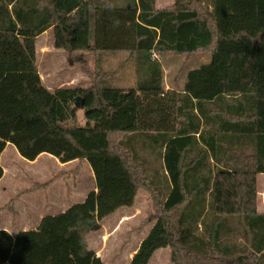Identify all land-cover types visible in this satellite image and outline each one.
<instances>
[{
  "label": "trees",
  "instance_id": "obj_1",
  "mask_svg": "<svg viewBox=\"0 0 264 264\" xmlns=\"http://www.w3.org/2000/svg\"><path fill=\"white\" fill-rule=\"evenodd\" d=\"M47 31L55 49L83 56L90 86H43L37 39ZM262 46L264 0H175L163 10L158 0H0V180L13 145L29 161L88 162L97 190L36 229L0 228V264H105L88 246L91 232L143 190L154 199L153 227L130 264H149L162 248L173 264H264ZM154 53L211 55L177 94L174 132H150L169 109L143 106L166 94ZM106 56L124 65L108 71Z\"/></svg>",
  "mask_w": 264,
  "mask_h": 264
},
{
  "label": "rangeland",
  "instance_id": "obj_2",
  "mask_svg": "<svg viewBox=\"0 0 264 264\" xmlns=\"http://www.w3.org/2000/svg\"><path fill=\"white\" fill-rule=\"evenodd\" d=\"M174 1L158 0V7L160 9L168 8L174 4ZM251 14L252 11L249 15ZM253 21L256 20L253 19ZM260 25V22L257 25H251L250 31L253 35L261 28ZM261 48L264 49V46ZM37 53V67L42 84L50 92L53 93L62 87L90 86L83 65V56H72L66 51L55 49L52 33L48 32L37 40ZM155 55L156 59L162 61L165 69V92L167 94L164 95V99L168 97V93L173 88L182 91L188 73L211 60V55L207 53H199L192 57L166 54L160 58L158 53ZM123 59L125 57L106 56L103 66L106 70L111 71L124 65ZM95 62V59L87 62L91 71L96 68ZM260 63L261 83L264 85V52L261 54ZM124 76L129 82H132V72L124 74ZM168 85H170V90L166 91ZM147 106L149 107V104ZM145 115L150 119L155 117L151 112L143 113V117ZM79 116L81 122L85 124L84 111L81 110ZM162 118L166 119V116L162 114ZM3 153L2 162L7 169V175L0 184V206H2L0 207L2 208L0 221L2 227H6L13 235L20 230L37 228L36 226L41 220L40 217L43 215L60 214L68 210L73 204L81 202V197L93 187L92 168L86 162L87 164L82 165L80 169V179L84 183L83 190L72 189L75 183L73 175H65L64 179L60 180L57 178V181L47 190H32L36 184L48 183L61 172L70 171L72 167L59 168L54 161L47 160V158L41 159L36 165H33L29 160L24 162L13 145H8ZM262 184H264L263 177L260 178V185ZM153 200L149 191H141L134 208L119 211L91 232L88 238L89 248L98 250V256L100 251V257L103 258L105 264H130V253L138 248L140 239L146 238L153 227V221H151L154 216ZM5 201H7V205H3ZM260 209L264 210L263 198H261ZM123 215L127 216L126 219H123ZM149 264H173L172 250L170 248L159 249Z\"/></svg>",
  "mask_w": 264,
  "mask_h": 264
},
{
  "label": "crops",
  "instance_id": "obj_3",
  "mask_svg": "<svg viewBox=\"0 0 264 264\" xmlns=\"http://www.w3.org/2000/svg\"><path fill=\"white\" fill-rule=\"evenodd\" d=\"M159 8V7H158ZM160 9V8H159ZM165 9H167V8H165ZM163 10V9H162ZM48 32H50L51 33V31H47V32H45L43 35H41V36H39L38 37V39L37 40H39L41 37H43V36H45ZM125 75H127V73L125 74ZM41 76V75H40ZM126 77V76H125ZM184 86H185V83H184ZM170 90V85H168V88L166 89V91H169ZM179 90H177L176 88H173V90L170 92V93H168V97L166 98V99H164L163 97H164V95L163 96H161V97H158V98H154V97H149V99H147L148 97H144L143 98V102H144V104H143V106H147V104H149V110L151 111V112H153V111H155V110H160L162 107H163V110H165V109H169V110H165V113H161V114H164L165 116H166V121H164V120H162L163 121V124H160L159 126H156V124L155 123H153L152 121H150L149 122V124L152 126L151 127V130H150V132H158V131H166V132H174L175 131V129H176V127H175V109H174V105H175V102H176V97H177V94L178 93H180V91L178 92ZM166 94H167V92H165ZM155 109V110H154ZM144 110L145 111H147V109H145L144 108ZM163 112V111H162ZM204 113H205V115L207 116V117H209V114H208V111H204ZM161 114H159L158 116H160ZM198 115H199V117L200 118H202V123L205 121L204 119V116L202 115V114H199L198 113ZM203 126V125H202ZM159 129V130H158ZM211 132H213V129H212V131ZM211 134H213V133H211ZM200 136H201V134L200 133H197L196 134V137H197V139H198V144H200L202 147H204L205 149H203V150H205L204 152H207V153H212L213 152V150H211L210 149V147H209V145L208 144H206V143H204L202 140H201V138H200ZM208 136V135H207ZM198 144L197 145H195V148L194 147H192V148H194V149H198ZM213 146H216L215 145V143H214V139H213ZM6 150V149H5ZM3 157H4V153H3V155L1 156V165H2V167H3V169H4V171H5V173H4V176H3V178L0 180V184L5 180V177H6V175H7V169L4 167V165H3ZM20 158H21V160L22 161H24V162H26L27 160H25V159H23L21 156H20ZM43 158H47V160H52V161H54L56 164H57V166L59 167V168H62V169H66V168H68V167H72V169L70 170V171H68V172H61L60 174H58V179L60 180V179H64V176L65 175H73L74 177H75V183H74V187L72 188L73 190H76L75 188H78V189H80V190H83V187H84V183L82 182V180L80 179V169H81V167H82V165H85V164H87L86 162H81L80 160H76V161H73V162H69V163H62V162H60V160L58 159V158H56V157H54V156H51V155H48V154H42V155H40L35 161H30L33 165H36V164H38L39 162H40V160L41 159H43ZM214 165V164H213ZM91 166V165H90ZM67 173H70V174H67ZM92 175H93V180H94V184H93V187H92V189L89 191V192H87V194H85L83 197H81V200L82 201H84L86 198H87V196H88V194L91 192V191H97L96 189H95V187H96V184H95V174H94V172H93V170H92ZM261 177H263L264 178V175H261V176H259V192H260V198H263V204H264V184H262V185H260V178ZM57 178H54L55 180H54V182L55 181H57ZM53 180V179H52ZM51 180V181H52ZM92 180V181H93ZM51 181H49V182H51ZM48 182V183H49ZM54 182H52V184L51 185H49L47 188H45V189H42L41 191H44V190H47V189H49L52 185H53V183ZM38 184H45V183H38ZM261 186H263V189H261ZM63 200H65V197H63ZM81 201V202H82ZM7 203V201H5V202H3V205H7L6 204ZM261 203V202H260ZM135 206H136V204H135ZM134 206V207H135ZM0 207H2V206H0ZM133 207V208H134ZM2 208H0V210H1ZM259 210H260V212L261 213H264V210H262V209H260V206H259ZM65 212V211H64ZM118 213V212H117ZM50 215H52V214H50ZM48 216V215H47ZM124 216V215H123ZM45 216L43 215V216H41L40 217V219L42 220L43 218H44ZM126 217L127 216H124V218L123 219H126ZM40 220V221H41ZM39 221V222H40ZM38 225H39V223H38ZM3 225H2V222L0 221V228H2V229H5V230H7L8 231V229L6 228V227H2ZM37 227V226H36ZM34 228V227H33ZM32 228V229H33ZM36 229V228H35ZM25 230H31V228H29V229H25ZM10 232V231H9ZM11 233V232H10ZM144 239L145 238H141L140 239V244H139V246H138V248L140 247V245H141V243L144 241ZM138 248L135 250V251H133V252H131L130 253V261H131V259L134 257V255H135V253H136V251L138 250ZM97 252H98V250H96ZM99 256H101L100 255V251H99ZM103 259V258H102Z\"/></svg>",
  "mask_w": 264,
  "mask_h": 264
},
{
  "label": "water",
  "instance_id": "obj_4",
  "mask_svg": "<svg viewBox=\"0 0 264 264\" xmlns=\"http://www.w3.org/2000/svg\"><path fill=\"white\" fill-rule=\"evenodd\" d=\"M77 107H81L82 106V103H81V99L78 98L77 99V104H76Z\"/></svg>",
  "mask_w": 264,
  "mask_h": 264
},
{
  "label": "built area",
  "instance_id": "obj_5",
  "mask_svg": "<svg viewBox=\"0 0 264 264\" xmlns=\"http://www.w3.org/2000/svg\"><path fill=\"white\" fill-rule=\"evenodd\" d=\"M154 55H155V53H154ZM155 57H157V56L155 55Z\"/></svg>",
  "mask_w": 264,
  "mask_h": 264
}]
</instances>
